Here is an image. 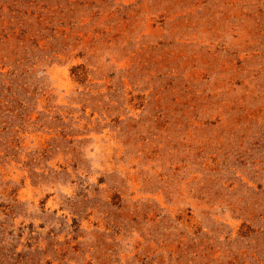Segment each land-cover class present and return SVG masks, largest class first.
<instances>
[{
	"label": "rangeland",
	"instance_id": "1",
	"mask_svg": "<svg viewBox=\"0 0 264 264\" xmlns=\"http://www.w3.org/2000/svg\"><path fill=\"white\" fill-rule=\"evenodd\" d=\"M0 264H264V0H0Z\"/></svg>",
	"mask_w": 264,
	"mask_h": 264
}]
</instances>
